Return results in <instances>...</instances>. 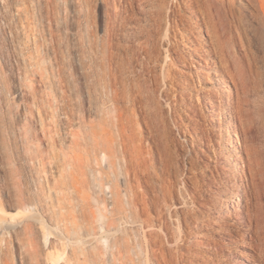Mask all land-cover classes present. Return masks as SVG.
<instances>
[{
    "label": "rangeland",
    "instance_id": "374dc122",
    "mask_svg": "<svg viewBox=\"0 0 264 264\" xmlns=\"http://www.w3.org/2000/svg\"><path fill=\"white\" fill-rule=\"evenodd\" d=\"M261 1L0 0V264H264Z\"/></svg>",
    "mask_w": 264,
    "mask_h": 264
},
{
    "label": "bare ground",
    "instance_id": "6f19581e",
    "mask_svg": "<svg viewBox=\"0 0 264 264\" xmlns=\"http://www.w3.org/2000/svg\"><path fill=\"white\" fill-rule=\"evenodd\" d=\"M261 1V0H260ZM196 2H198V0H194V2H192L191 4H190V8L192 9V14H194V16L198 19H200V14H201V17H203V15H205L206 16V14H205V9H203L202 8V3H200L201 5L199 6V13H198V11H197V7H195L194 5L196 4ZM211 2V1H210ZM262 2V1H261ZM207 4V3H206ZM263 3H262V5H260V7L258 8V7H256L257 9H260L261 7H262V9H263V11H264V7H263ZM210 6V5H209ZM204 7V6H203ZM202 19V18H201ZM198 22H200V21H198ZM208 33V32H207ZM211 33V32H210ZM194 53H195V55L197 56V57H199L198 55V50H195L194 51ZM201 58V57H200ZM199 63H201L200 61H199ZM214 79H216V84H217V86L216 87H214V88H208V90H207V95L208 96H212V95H214V96H216V95H218L219 94V92H220V90H223L222 89V87L220 86V85H222V84H224V82H223V80L222 79H220L219 77H215ZM226 98L228 99V100H230V98H232L231 96H228V95H226ZM208 100V99H207ZM208 105H210V107L212 108V109H216L219 105H220V102L218 101V100H215V102H212V101H210L209 103H208ZM226 106H228V104H226ZM227 109L228 108H226V110L225 111H227ZM220 117V114H215V115H212V120L216 123L217 122V120H219L218 118ZM228 128V127H227ZM195 131H197L198 132V128H195ZM229 132H230V127L227 129V133L229 134ZM232 135H234L235 137H237V134H235V133H233V131H232ZM229 176V175H228ZM237 189L238 190H242L243 191V185H237ZM236 189V190H237ZM2 222V221H1ZM4 222H5V225H6V221H3V223H1L2 225V227L4 226L5 227V225H3L4 224ZM9 224V223H8ZM0 226V227H1ZM12 227V226H11ZM10 229V228H9ZM51 231V230H50ZM53 234V233H52ZM46 239H48V238H46ZM45 243H46V240H45ZM246 262H250V260H248V259H246Z\"/></svg>",
    "mask_w": 264,
    "mask_h": 264
}]
</instances>
